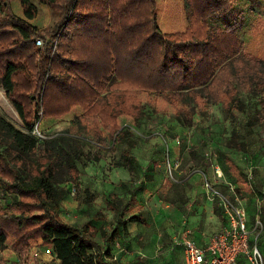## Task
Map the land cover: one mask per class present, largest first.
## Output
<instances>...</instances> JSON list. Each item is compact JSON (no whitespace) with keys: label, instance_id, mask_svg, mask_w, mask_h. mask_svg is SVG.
Listing matches in <instances>:
<instances>
[{"label":"trees","instance_id":"obj_1","mask_svg":"<svg viewBox=\"0 0 264 264\" xmlns=\"http://www.w3.org/2000/svg\"><path fill=\"white\" fill-rule=\"evenodd\" d=\"M12 1L0 0V86L24 127L0 114V200L7 206L0 209V251L12 239L23 254L41 239L59 264H120L93 240V227L60 218L68 194L61 184L80 174V141L42 143L32 134L35 122L80 106L88 126L117 142L127 135L120 119L143 115L145 93L180 111L191 103L241 110V83L264 106V60L244 52L233 25L210 24L230 0H187L189 24L171 34L159 29L156 0H40L61 14L55 29L43 31L29 23L38 16L31 0H21L25 19L13 13Z\"/></svg>","mask_w":264,"mask_h":264},{"label":"rangeland","instance_id":"obj_2","mask_svg":"<svg viewBox=\"0 0 264 264\" xmlns=\"http://www.w3.org/2000/svg\"><path fill=\"white\" fill-rule=\"evenodd\" d=\"M31 1L38 8L37 28L55 29L61 14L40 0ZM230 1V8L210 24L233 25L244 52L264 60V0ZM21 6L11 8L16 16L21 15ZM158 8L162 34L188 26L190 10L185 0H158ZM237 87L245 103L241 110L213 103L196 108L191 103L180 111L159 95L141 94L143 115L136 121L121 118L127 135L117 142L102 127L88 126L80 106L77 114L66 116L74 107L61 117L43 118L40 128L46 138L42 143L58 136L80 141L76 160L80 174L61 184L68 190L61 202V220L93 227V240L120 264H183L177 243L180 232L190 229L201 240L213 237L220 226L218 201H211L206 177L214 188L241 201L251 224L260 222L259 246L264 256V106L258 97H250L249 88L241 83ZM0 114L23 130L2 86ZM168 151L180 165L173 176L168 172ZM194 170L202 174L190 175ZM59 178L65 179L63 174ZM5 207L0 200V209ZM133 218L139 222H131ZM133 224L138 227L135 232ZM40 241H31L30 248L18 254L10 239L0 251V264H57L44 256L48 248ZM128 250L142 257L141 262L126 263Z\"/></svg>","mask_w":264,"mask_h":264},{"label":"built area","instance_id":"obj_3","mask_svg":"<svg viewBox=\"0 0 264 264\" xmlns=\"http://www.w3.org/2000/svg\"><path fill=\"white\" fill-rule=\"evenodd\" d=\"M36 44L38 47L43 46L41 40H37ZM39 115L42 116V112ZM42 120L41 117L32 130V134L40 140L46 138L40 128ZM91 143L101 147L97 142ZM166 161L168 172L173 176L180 165L171 160L169 151L166 154ZM197 173L202 174L199 170L189 174ZM204 183L211 201H218L223 225L203 246L198 245L191 238L190 229L180 232L177 243L183 249L185 264H264V256L259 246L262 234L260 222L257 221L255 225L250 223L247 209L238 198L226 196L219 189L214 188L206 177ZM72 192H75V189H72ZM112 260L118 259L113 256Z\"/></svg>","mask_w":264,"mask_h":264},{"label":"crops","instance_id":"obj_4","mask_svg":"<svg viewBox=\"0 0 264 264\" xmlns=\"http://www.w3.org/2000/svg\"><path fill=\"white\" fill-rule=\"evenodd\" d=\"M18 2V3H17ZM35 6H37L33 1H31ZM185 2L187 3V0H185ZM15 4H21V0H16V1H14L12 4H11V8L13 9V7H14V5ZM156 4H157V10H156V14H158V0H156ZM187 5H188V3H187ZM13 11V10H12ZM14 13V12H13ZM24 15H23V8H22V6H21V15H19V16H17V17H19V18H21V19H25L24 17H23ZM37 18V17H36ZM36 18L35 19H33V20H30L29 21V23L30 24H32L33 26H35V27H38L36 24H35V20H36ZM162 18H164V16H162ZM187 28V27H186ZM186 28L185 29H183V30H181V31H177V32H184L185 30H186ZM177 32H173V33H177ZM172 33V32H171ZM171 33H166V34H171ZM79 109H81V108H79V107H77L74 111H73V113H70V114H68V115H66V116H70V115H72V114H77V112L79 111ZM77 110V111H76ZM122 119H126L125 117H122ZM121 120V119H120ZM221 176V175H220ZM247 209V208H246ZM248 217H249V215H248ZM219 220H220V226H219V229H218V231L220 230V228L222 227V225H223V219H222V216H221V213H220V211H219ZM63 221V220H62ZM249 221H250V219H249ZM65 222V221H64ZM65 223H67V222H65ZM68 224H70V223H68ZM78 226V225H77ZM137 225L136 224H133L132 225V227H131V231L132 232H135L136 230H137ZM217 231V232H218ZM216 232V233H217ZM191 238L198 244V245H200V246H203V245H206L209 241H210V239L212 238V236L211 237H209V238H205V239H201V240H198L197 238H196V236L194 235V233H193V231H192V235H191ZM42 241H40V244H43V243H41ZM46 247V246H45ZM47 250H48V252H47V254L45 253L44 254V256L46 257L47 255H48V258H50V260H53V261H55L57 264H59L60 262H59V260H57L56 259V255H55V253H54V250H53V248L52 247H48L47 246ZM182 253H183V264H185V259H184V252H183V249H182ZM39 257V256H38ZM126 258H127V260H126V263L127 262H129V261H136V262H141L140 260H141V258L142 257H139L138 255H136L135 253H134V251H132V250H128L127 251V253H126ZM118 261V260H117ZM119 262V261H118ZM120 263V262H119Z\"/></svg>","mask_w":264,"mask_h":264}]
</instances>
